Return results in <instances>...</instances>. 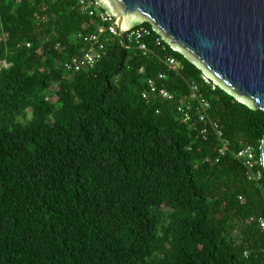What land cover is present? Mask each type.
I'll return each instance as SVG.
<instances>
[{
    "label": "trees",
    "instance_id": "trees-1",
    "mask_svg": "<svg viewBox=\"0 0 264 264\" xmlns=\"http://www.w3.org/2000/svg\"><path fill=\"white\" fill-rule=\"evenodd\" d=\"M79 2L0 0V264H264V111L154 38L148 55L112 38L94 67L68 70L103 23ZM150 78L170 97L143 98ZM191 82L224 155L178 111ZM249 144L260 181L235 156Z\"/></svg>",
    "mask_w": 264,
    "mask_h": 264
},
{
    "label": "water",
    "instance_id": "water-1",
    "mask_svg": "<svg viewBox=\"0 0 264 264\" xmlns=\"http://www.w3.org/2000/svg\"><path fill=\"white\" fill-rule=\"evenodd\" d=\"M94 1L123 33L150 23L218 87L264 111V0Z\"/></svg>",
    "mask_w": 264,
    "mask_h": 264
},
{
    "label": "built area",
    "instance_id": "built-area-1",
    "mask_svg": "<svg viewBox=\"0 0 264 264\" xmlns=\"http://www.w3.org/2000/svg\"><path fill=\"white\" fill-rule=\"evenodd\" d=\"M79 7L83 12H88L91 16L98 15L103 23L95 32L85 38L92 44V48L84 53L83 56L76 57L71 62L66 63V68L70 71H81L86 68L94 67L106 56V45L112 38L119 37L125 47L135 45L144 55L153 52V49L149 45V38H154L155 44L165 49L166 42L164 39L160 35H155L154 30L148 27L140 25L126 30L125 33L121 32L115 22L112 21L107 13L102 10L94 0H80ZM163 60L167 66L173 70H182L184 68V64L174 56L167 55ZM159 79H166V75L161 74ZM201 79L202 85L211 87L212 91L217 89V85L207 75L202 74ZM202 85L197 82H191L189 84L190 95L188 98L183 99L182 104L178 107V111L185 122L192 123L198 121L201 122V124L203 123V125L208 124V126L202 127L203 133L207 132V127L214 128L222 142V147L220 149L221 155H224L226 151H228L230 143L223 137L222 130H220L218 123L210 118V110L212 108L211 102L199 95L200 86ZM147 86L148 90H145L142 94L145 99H150L152 97L154 99L170 97L168 91L160 88L156 78L148 79ZM257 153L256 147L249 144L240 148L235 155L247 168V176L251 181H260L263 177V172L257 167ZM259 224L260 227L264 229L263 218L259 219Z\"/></svg>",
    "mask_w": 264,
    "mask_h": 264
},
{
    "label": "rangeland",
    "instance_id": "rangeland-1",
    "mask_svg": "<svg viewBox=\"0 0 264 264\" xmlns=\"http://www.w3.org/2000/svg\"><path fill=\"white\" fill-rule=\"evenodd\" d=\"M3 65H4V66H7V64H6V63H3Z\"/></svg>",
    "mask_w": 264,
    "mask_h": 264
}]
</instances>
